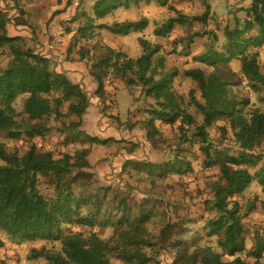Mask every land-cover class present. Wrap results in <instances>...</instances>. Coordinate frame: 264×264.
<instances>
[{"label": "trees", "instance_id": "1", "mask_svg": "<svg viewBox=\"0 0 264 264\" xmlns=\"http://www.w3.org/2000/svg\"><path fill=\"white\" fill-rule=\"evenodd\" d=\"M3 1L0 0V3ZM143 1L149 0H98L92 6V13L95 18H103L119 8H127L128 3ZM161 3L165 5V0ZM7 12L6 8H0V132L10 139L20 136L42 138L49 130L48 123L53 117L59 126L58 133L64 136L66 142H74L82 137L97 145L121 143L122 140L99 139L78 130L90 108L88 94L79 84L72 83L65 73L51 66L50 56L28 47L25 38L8 34L9 25L14 29L24 23L16 18L18 9L11 14L15 18L13 21H9ZM173 12L175 17L168 18L162 26L154 29L155 36H165L173 24L198 22L202 26L206 25L208 9L200 16H187L175 9ZM244 12L243 20L236 18L232 28L224 27L226 43L222 53L208 51L192 58L194 62L212 68V71L205 73L199 68H191L181 73L184 79L196 83L199 99L192 89L188 91L187 100L172 89V80L177 72L164 70L163 58L158 55L160 47L151 45L147 40L139 39L142 54L135 59L127 58L111 48L106 49L108 55L92 60L85 45H80L77 52L78 61L90 62L86 74L87 85H95V94L103 102L100 110L102 115H105L107 109L104 80L109 72L119 77L126 88L130 89L131 96L139 105L136 109L148 115L140 125L146 130V143L151 150L157 148L153 140L159 135L155 121L170 127L178 123L176 129L182 136L186 128L194 127L203 162L206 166H216L218 169L219 178L212 184L211 198L205 201V205L213 215L208 220L206 235L216 238V247L220 252L209 245L197 246L191 253H175V246L170 251L159 249L147 230V224L154 213L145 212L144 202L138 204L132 212L124 195L113 198L111 203L119 216L109 224L110 236L99 238L91 228L95 224L105 226V222H97L101 213L112 214L107 208L103 209L104 205L100 204L97 197L91 201L85 189L77 192V189L83 187L75 184L77 174L91 169L87 161L88 151L85 149L75 150L73 154L64 153L56 158L51 152L40 151L32 145L19 156L9 153L0 142V232L15 244L31 241L57 244L58 249L30 250L29 259L41 258L46 264H149L152 259L147 253L148 249L154 253L158 264H164L170 259V264H261L264 235L254 233L253 246L250 250L246 249L240 205L235 196L243 193L254 180L264 189V165L254 174L248 171L257 167L263 159L264 111L258 108L248 110V99L238 98L233 93L232 87L240 84L241 80L236 79L228 69V64L232 60L239 61L240 74L248 88L255 93L264 92V73L260 71L256 51L264 46V0H250V6ZM57 13L60 12H55L51 18ZM77 13L80 12L76 8L74 16ZM81 13L86 21L70 37L67 52L79 40L91 37L88 30L107 28L112 34L126 36L132 31L143 30L147 23L145 19H140L137 22L93 26L92 18ZM65 32L67 35L72 34L70 29ZM22 96L25 97L22 116L28 124L24 130L16 121L14 108L15 101ZM147 98L155 100V104L144 107ZM260 101L264 102V96ZM63 103H68L67 114L59 111ZM188 107H193L201 116L200 124L188 112ZM68 115H74L76 121L65 125L60 118ZM220 120L226 122L232 135L224 147L235 149V155L227 151L215 157L211 154L212 144L207 129ZM225 130L221 128V133H226ZM121 150L127 152L126 148ZM126 166H131L137 172L147 170L150 176L153 169L160 167L150 162L126 160L122 164L121 173ZM159 169L160 175L174 173L178 176L193 170L184 158H173ZM40 179L48 180L52 187L50 195L39 190ZM124 188L126 191L131 190L127 185ZM132 190L138 193L137 189ZM83 207H87L86 214L82 212ZM70 226L89 228L90 231L88 234L74 232L69 229ZM224 256L231 260H222ZM247 259H251L252 263Z\"/></svg>", "mask_w": 264, "mask_h": 264}, {"label": "rangeland", "instance_id": "2", "mask_svg": "<svg viewBox=\"0 0 264 264\" xmlns=\"http://www.w3.org/2000/svg\"><path fill=\"white\" fill-rule=\"evenodd\" d=\"M96 1L98 0H4L3 3H0V8L14 9L15 12L18 9V17L16 15L15 17L19 22L24 23L18 29L24 28L28 33V37H23L27 40L28 47L50 57L67 54L66 62L68 64L65 66L77 70L80 72L79 75L88 71L90 63L89 61H78L77 52L80 45H85L90 51L91 60L108 55L107 48L121 52L127 58L135 59L142 54L139 39L147 40L153 46L158 45L160 47L158 55L163 58L164 70L177 72L172 80V89L187 100L190 89L195 91L197 99H199V92L196 83L184 79L181 73L191 68H199L205 73L212 71V68L194 62L192 58L204 55L208 51L222 53L226 43L223 36L224 27L232 28L236 18L243 20L245 18L244 9L250 6V0H165V5H161L164 0H149L137 4L128 3L127 8H119L103 18H95L92 6ZM76 8L80 13L74 16ZM174 9L187 16H200L208 9L206 25L202 26L198 22L173 24L165 36H155L153 34L155 28L162 26L168 18L175 17ZM9 10L7 17L9 21H13L14 15H11ZM55 12L60 13L51 18ZM81 12L92 18L93 26H110L113 23L125 21L137 22L140 19H145L147 23L143 30L132 31L126 36L112 34L107 28L88 30V33L91 34L89 39L79 40L69 52H64L65 50L62 51V49L66 48V45L68 46L66 29L75 33L77 28L83 26L86 21V17ZM51 32L56 33H53V36ZM203 32L205 35H197ZM256 51L258 52L260 71L264 73V46ZM1 60L0 58V62H2ZM50 60L52 61L51 66L53 65L58 72H61L60 63L56 57H51ZM228 69L236 76V79L241 80L240 84L232 87L233 93L238 98L248 99V110L258 108L264 111V102L260 101L264 92L255 93L248 88L246 80L240 74V62L232 60L228 64ZM68 79L74 84H79L88 94L90 101V108L85 115L86 129H82L81 126L78 130L99 139H115L122 140V142L97 145L83 140L82 137L74 142H66L64 136L58 133L60 131L57 122L51 117L48 123L50 128L47 132L45 131L46 134L42 138L20 136L17 139H10L5 133L0 132V142L5 145L7 151L21 156L32 145H35L40 151H49L57 158L64 153L73 154L78 149L87 150V161L91 165V169L77 174L75 184L83 186L80 190L77 189V192H82L85 189V194L91 201L97 197L101 201L100 204L104 205L103 209L107 208L112 214L101 213L97 217V222H105L107 225L105 224L103 227L95 224L91 228V231L101 239L110 236L109 224L119 216L113 210L114 205L111 204L113 198L124 195L127 206L131 208L132 212L138 204L144 202L145 212L154 213L147 224V230L152 240L157 242L159 249L170 251L172 246H175L176 249L173 251L175 253H191L197 246L209 245L216 252H220L216 247V238H209L206 235L208 220L213 215L209 213L208 206L205 205V201L211 198L212 184L219 178L218 169L216 166H206V163L203 162V155L194 136V127L186 128L185 135L182 136L176 129L178 123L170 127L155 121L159 135H156L153 141L157 148L144 152L142 149L140 150V146L138 147L140 142L146 143L147 140L146 130L142 129L140 122L146 120L148 115L141 110L131 108V104L128 103L129 95L127 92H123L126 86L119 77H115L113 73L109 72L104 80V100L107 107L105 115L101 114L103 102L96 96L95 88L90 89L83 77L78 76L74 79L68 76ZM24 99V96L19 97L14 104L17 113L16 121L22 128L21 130L28 126L22 116ZM154 104L155 100L147 98L144 107ZM187 110L193 115L197 124H200L202 118L195 109L188 107ZM59 111L62 114H67L69 112L68 103H63ZM60 121L68 125L75 122L76 118L74 115H68L60 118ZM108 128H113V130L104 135L105 132L101 131ZM221 128L226 129V133L222 134ZM207 132L209 142L212 144L211 154L213 157L226 151L233 155L236 154L235 149L224 147L226 140L232 138L225 121L220 120L214 123L207 129ZM122 148L127 149L126 154L122 153L124 161H145L160 167L153 169L151 176L147 170L137 172L131 166H126L121 173L124 162H122L123 158H120L119 153ZM112 157H118L113 168L111 167ZM173 158L179 160L184 158V161L192 165V172L184 176L174 173L160 175L161 169L159 168L163 167L166 162H171ZM118 163L121 165L119 166ZM262 165H264V154L257 167L248 171L254 174ZM126 185L131 189L130 191L125 190L124 186ZM38 188L45 195L52 193V187L47 179H40ZM132 189H137L138 193ZM235 199L240 205L239 213L242 215L245 230V247L250 250L254 243V233L264 235V189L254 180L243 193L236 195ZM82 212L86 214L87 207H83ZM107 212L109 213V211ZM69 229L74 232L82 231L85 234L90 231L89 228L74 226H70ZM51 247L58 249L57 244L43 241L15 244L12 239L0 232V264H46L41 258L29 259V252L33 248L39 250ZM147 253L152 259L149 264H158V259L156 260L151 249H148ZM171 260L164 264H170ZM222 260L230 261L231 258L224 256ZM247 261L252 263L251 259H247ZM260 262L264 264V253Z\"/></svg>", "mask_w": 264, "mask_h": 264}, {"label": "crops", "instance_id": "3", "mask_svg": "<svg viewBox=\"0 0 264 264\" xmlns=\"http://www.w3.org/2000/svg\"><path fill=\"white\" fill-rule=\"evenodd\" d=\"M10 8H7V10H9ZM13 10L14 9H11V10H9L11 13L13 12ZM56 18V17H55ZM9 26H11V25H9ZM7 27V31H8V34L10 35V36H20V37H28V33L25 31V29L24 28H19L18 29V26L16 27V28H12V26L11 27ZM53 33H56V32H53ZM53 33L51 32V35H53ZM73 35V33L72 34H70V35H67L66 34V36L68 37V39H67V41H69V39H70V37ZM54 36V35H53ZM67 48H68V46L66 45V48H64V49H62V51H64V52H66V50H67ZM65 55V56H64ZM63 56L62 55H56V56H51V57H56V59H57V61H58V63H60L59 64V69H60V71L61 72H63V73H65L66 74V76L68 77V76H70L71 78H74V79H76V77H78V76H80V77H83V80L85 81V83L86 84H88L87 83V77H86V74H87V72H85L84 74H82V75H79V73H77V70H75V69H72V68H67L66 66H65V64H68L67 62H66V54H64ZM74 64H77V63H74ZM88 86H90V89H94L95 88V85H93V84H90V85H88ZM123 91V90H122ZM124 93H126L127 92V94L129 95L128 96V98H129V102L128 103H130L131 104V108L132 109H136L137 107H139V105L138 104H136V100H135V98H134V96H131V94H129L130 92H129V90L128 89H126V88H124V91H123ZM138 103V102H137ZM82 129H86L85 128V117L83 118V123H82ZM111 130H113V128H108V129H106L105 131H101V132H105V133H103L104 135H106V132H110ZM139 146H140V150L142 149L144 152L146 151V150H148V151H151V148L149 147V145L148 144H146V143H142V142H140L139 143ZM147 152V151H146ZM122 153H124V154H126L127 152L126 151H121L120 153H119V155H121L120 156V158L122 159L123 158V160H122V162H124V156L122 155ZM119 155H118V157H119ZM117 157V158H118ZM115 157H112V162H111V167L113 168L114 167V164L118 161V159L117 158H115ZM137 161V160H136ZM118 165L120 166L121 164H119L118 163ZM120 170V168L118 169V171Z\"/></svg>", "mask_w": 264, "mask_h": 264}]
</instances>
